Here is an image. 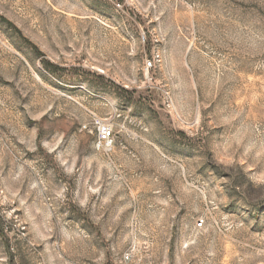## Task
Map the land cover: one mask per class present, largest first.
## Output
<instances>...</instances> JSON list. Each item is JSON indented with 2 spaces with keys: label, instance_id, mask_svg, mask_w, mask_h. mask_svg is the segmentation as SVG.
Masks as SVG:
<instances>
[{
  "label": "rangeland",
  "instance_id": "rangeland-1",
  "mask_svg": "<svg viewBox=\"0 0 264 264\" xmlns=\"http://www.w3.org/2000/svg\"><path fill=\"white\" fill-rule=\"evenodd\" d=\"M0 264H264V0H0Z\"/></svg>",
  "mask_w": 264,
  "mask_h": 264
},
{
  "label": "built area",
  "instance_id": "built-area-1",
  "mask_svg": "<svg viewBox=\"0 0 264 264\" xmlns=\"http://www.w3.org/2000/svg\"><path fill=\"white\" fill-rule=\"evenodd\" d=\"M145 64H146L147 68L151 66V62L148 60L146 61ZM98 134H99V140L100 141L106 142L110 138V130L104 125L99 126ZM198 224H201V221H199ZM125 259H128L127 255L125 256Z\"/></svg>",
  "mask_w": 264,
  "mask_h": 264
}]
</instances>
